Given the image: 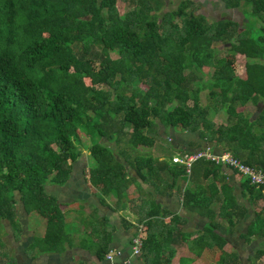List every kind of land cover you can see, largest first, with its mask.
Here are the masks:
<instances>
[{"label": "trees", "instance_id": "trees-1", "mask_svg": "<svg viewBox=\"0 0 264 264\" xmlns=\"http://www.w3.org/2000/svg\"><path fill=\"white\" fill-rule=\"evenodd\" d=\"M120 1L122 13L117 0H0V221L17 236L20 203L44 223L25 249L60 250L64 214L44 185L62 184L84 147L80 172L100 197L121 201L130 184L139 189L135 177L164 181L181 189L182 206L206 219L189 250H216L208 264H243L234 249L223 248V233L249 210L238 237L246 244L264 238V183L203 156L186 175L172 157L193 148L175 147L172 135L191 132L190 147L228 150L253 169L264 167V0H221L226 7L247 5L241 22L205 18L195 4L186 12L189 0L170 9L162 8L164 0ZM247 101L252 116L237 109ZM219 113L222 120L213 121ZM159 137L176 152L161 155ZM235 174L241 201L230 181ZM178 177L193 184L176 186ZM154 211L141 214L138 255L145 264H171L161 252L187 234L175 213L170 223L154 225ZM3 228L0 222V234ZM106 242L95 245L98 259ZM4 245L0 236V260L19 264ZM253 248L247 264L264 255V241ZM191 261L186 256L178 264Z\"/></svg>", "mask_w": 264, "mask_h": 264}, {"label": "crops", "instance_id": "crops-1", "mask_svg": "<svg viewBox=\"0 0 264 264\" xmlns=\"http://www.w3.org/2000/svg\"><path fill=\"white\" fill-rule=\"evenodd\" d=\"M189 1H191V4H189L191 7L193 4L196 5L193 11L202 13L205 18H228L237 22L243 20L241 10L243 11L247 6H243L242 1L237 5L228 7L224 6L221 0ZM164 2L163 9L173 8L170 6L172 0H164ZM177 4H179L178 0L174 7H176ZM167 5H169L170 8H167ZM177 134L174 136L172 135V142L175 147L181 149L197 147L189 146V143L195 140V135L193 133L186 132L181 137L179 134L177 136ZM214 149L216 151L219 150L218 148ZM157 153H159L157 150L153 152V154ZM220 169L225 172H229L230 170L224 167V165H221ZM130 173L133 174V172ZM236 180V174L230 178V181L233 183V191L237 194V201H241V198L238 196L239 188L237 183H234ZM135 182L138 183L139 189L137 186L130 184L126 190V197H123L121 201H117L112 195L100 197L97 189L87 184L84 172H69L67 179L62 184L45 183L44 187L55 197L56 201L59 203V208L64 214L65 239L63 241V247L60 250L41 252L38 255L31 254V251H26L25 248L32 238V233L31 230H23V227L27 228L25 223L27 222L28 216L22 211L19 203L16 206H19L17 210L20 215L17 212L16 214L23 224L21 232L26 233L29 231L30 236L28 242L20 246L18 243L16 244L15 241L21 239L14 237L15 232L13 228L8 225L10 228L9 233L11 234L10 240H12V245L10 246L12 252L10 255L14 256L16 260V255L19 256V258H21L20 261L17 260L19 264H145L139 255L130 254L129 240L132 233L136 232L137 225L140 224L145 228L144 220L146 218L141 217L143 210L154 209L155 214L151 217L154 220L153 222H155L154 225L160 222H158V220L170 223V217L175 213L180 216V221L177 226H180L181 232L187 234L184 237L179 234V236L174 239L175 241L172 242L170 250L161 253L163 255H170L171 258L175 257L176 264H178L179 258L182 259L189 256L192 258V261L188 264H192V262L194 264V259L202 257L201 250L199 254H195L193 251L190 252L189 242L192 243V239L200 232L206 219L194 210L181 205V189L177 190L176 187L169 188L164 184V181L153 185L152 183L141 182L135 177ZM185 184L191 186L193 183L184 181L182 177L177 178L176 186L181 185L182 187V185ZM50 189H52V191H50ZM146 195H148V198H145ZM259 202L261 203V201ZM20 209L23 213V217H21ZM250 215V211L247 210L245 215L236 221L234 229L223 234L226 242L224 245L231 244V242H228L231 237L234 238L233 241H243L238 237V233L244 229L250 219ZM76 217L79 219V223L78 220H75ZM70 228H72L71 231H69ZM76 230L79 231L80 234L75 233ZM5 231L4 229L3 233H5ZM156 238L160 240L161 235L156 236ZM104 239L107 241L106 253L109 252L111 255L108 261L105 260V258L98 259L94 252L96 243ZM19 246L20 248H18ZM16 248L17 250L15 251ZM234 250L237 255H239L237 250ZM0 264L5 263L0 260ZM171 264L173 263L171 262Z\"/></svg>", "mask_w": 264, "mask_h": 264}, {"label": "rangeland", "instance_id": "rangeland-1", "mask_svg": "<svg viewBox=\"0 0 264 264\" xmlns=\"http://www.w3.org/2000/svg\"><path fill=\"white\" fill-rule=\"evenodd\" d=\"M176 3H177V0H172V2L170 3V6H172L174 8V5H176ZM178 3H179V0H178ZM116 7L118 8V12L119 13H122L126 9L125 4L122 1H120V0H117ZM187 7H190V8H187L186 12L188 11V9L191 10V6L190 5H188ZM167 8H170L169 5H167ZM220 47H221V45L220 46L217 45V48H220ZM221 50H223V48H221ZM219 52H218V54H219ZM108 53H109V55L111 57H115L116 56V54L113 51H109ZM236 58H237V62L241 63L242 57L236 56ZM204 68L206 69L207 72H210V70H211L210 67H204ZM237 109L241 110V112L243 114H245V115H251L252 116V115L255 114L254 106L249 101H247L243 106H238ZM211 116L213 118V121H219V120H222V118H223V115L221 113H219L218 115L217 114H211ZM178 134L181 137L184 134V132H181V133H178ZM178 134H177V136H178ZM157 143L159 144L160 154L165 156V157H168L172 152L173 153L176 152V150L174 151V148L170 145V143H168L165 140V138H160L159 137V139L157 140ZM81 150H82V154L74 162V165H73V168H72L71 172H80V170L83 168V164H84V162H83V160H84L83 154L85 153L84 147H81ZM193 150H196V149L193 148ZM156 155H158V154H156ZM45 190L47 192H49L47 188H45ZM50 191H52V189H50ZM145 198H148V195H146ZM17 207H19V206H16L15 210L18 213ZM20 212H21V209H20ZM27 216H28L27 217V222L25 221L26 222L25 225L27 226V228L23 227V230H25V229L31 230V233H32L31 236H34V237L41 236V234L43 232V224H44L43 223V218L41 216L37 215L36 213H32L30 211L27 213ZM21 217H23V213L22 212H21ZM75 220L76 221L78 220V223L80 222L77 217L75 218ZM0 222L5 227L4 229L6 231H8V232L5 231V233L0 234V236H1L2 240H3V244L5 243L3 248L5 249L6 252H8L10 254L12 252V249L10 247L12 245L11 244L12 240H10L11 239V234L9 233L10 232V228L8 226L9 224L7 223V221H5L3 219ZM72 228H70L69 231H71ZM143 228H144V226H143ZM221 232H222V230H221ZM16 233H17V236L14 234L15 237L21 239L19 241H15L16 244L18 243L21 246L22 244H24V243L26 244L28 242L29 236H30V232L29 231L26 232V233L25 232L22 233L21 230H20V231H18ZM75 233L80 234V232L77 231V230L75 231ZM223 234H225V233H223ZM233 240H234V238L231 237L228 240V242H231V244L230 243H229V245L225 244V245H223V248H226V249H233L234 248V249H236L237 252L239 253L238 257H240L242 263L243 264H247L248 261L245 260L246 255L247 254L250 255L252 253V251L254 250L253 247L262 246V241H264V238H259V239L254 238L247 244L244 243L243 241L238 242V241H233ZM224 243H226V242H224ZM20 246L18 248H20ZM29 249H32V252H33L34 249H37V248L34 247V245H32ZM16 250H17V248L15 249V251ZM25 250L27 251L28 249H25ZM190 252H192V251H190ZM34 254H36V255L40 254L39 250H35ZM201 255H202V257H198V258L194 259V264H208L210 262L214 263L215 258L217 257V254H216L215 250L213 248H211V247L210 248L203 247L202 250H201ZM16 257H17V260L20 261L21 258H19V256H17V255H16ZM15 260H16V258H15ZM17 260H16V262H17ZM175 260H176L175 257L174 258L170 257L169 263L172 262L173 264H176ZM180 263H182V261H180ZM192 264H193V262H192ZM254 264H264V256L261 255L259 258L255 259L254 260Z\"/></svg>", "mask_w": 264, "mask_h": 264}, {"label": "built area", "instance_id": "built-area-1", "mask_svg": "<svg viewBox=\"0 0 264 264\" xmlns=\"http://www.w3.org/2000/svg\"><path fill=\"white\" fill-rule=\"evenodd\" d=\"M203 156L207 159L214 160V162H220L222 164H229L237 168L241 173H245L249 181L252 183H264V167L253 169L246 164L241 163L237 158H235L228 150H215L208 149L207 146L204 148H196V150H191L190 152H184L180 156H173L172 160L182 164L186 175L189 173L190 164L196 158ZM144 228L142 225H138L136 232L132 233L130 236V254L137 255L140 251V246L142 243ZM111 255L109 252L105 253V259L110 260ZM126 260V259H125Z\"/></svg>", "mask_w": 264, "mask_h": 264}, {"label": "clouds", "instance_id": "clouds-1", "mask_svg": "<svg viewBox=\"0 0 264 264\" xmlns=\"http://www.w3.org/2000/svg\"><path fill=\"white\" fill-rule=\"evenodd\" d=\"M138 255V254H137ZM104 258H105V255H104ZM106 260V259H105ZM108 261V260H107Z\"/></svg>", "mask_w": 264, "mask_h": 264}]
</instances>
